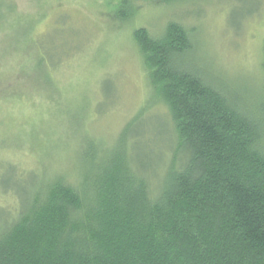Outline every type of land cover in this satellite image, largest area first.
Returning <instances> with one entry per match:
<instances>
[{
  "label": "trees",
  "instance_id": "1",
  "mask_svg": "<svg viewBox=\"0 0 264 264\" xmlns=\"http://www.w3.org/2000/svg\"><path fill=\"white\" fill-rule=\"evenodd\" d=\"M138 1L115 0L119 16L134 15ZM7 5L0 84L12 71L48 88L54 72L44 57L53 41L41 46L33 20L18 30ZM133 36L148 101L114 141L84 135L69 174H1L17 209L0 212V264H264V43L253 89L214 74L182 23L169 20L158 35L138 27ZM154 103L167 111L157 129L168 131L165 147L147 127Z\"/></svg>",
  "mask_w": 264,
  "mask_h": 264
},
{
  "label": "rangeland",
  "instance_id": "2",
  "mask_svg": "<svg viewBox=\"0 0 264 264\" xmlns=\"http://www.w3.org/2000/svg\"><path fill=\"white\" fill-rule=\"evenodd\" d=\"M8 3L13 7L8 18L22 22L18 30L33 20V34L42 35L41 46L53 41L44 58L54 75L48 88L41 80L35 87L21 83L30 76L12 71L9 85L0 84L5 97L18 93L10 101L0 97V176L6 169L16 174H69L84 135L104 144L118 137L151 91L135 46L138 27L158 35L169 20L182 23L195 37L193 54L205 59L214 74L253 89L261 79L264 0H179L167 5L143 0L137 2L135 14L124 19L115 0H0V8ZM24 36L31 37L16 33L21 41ZM148 111L149 132L165 147L168 131L157 129L166 123L160 116L167 111L162 103ZM16 209L17 197L0 185V212Z\"/></svg>",
  "mask_w": 264,
  "mask_h": 264
}]
</instances>
